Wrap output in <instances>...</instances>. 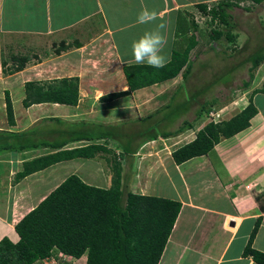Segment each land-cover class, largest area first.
Masks as SVG:
<instances>
[{
  "label": "crops",
  "instance_id": "0c3cea01",
  "mask_svg": "<svg viewBox=\"0 0 264 264\" xmlns=\"http://www.w3.org/2000/svg\"><path fill=\"white\" fill-rule=\"evenodd\" d=\"M222 1L241 3L243 0H0V240L6 237L12 243L18 241L15 224L52 191L50 185L57 186L50 179L52 174L55 180L60 170L54 168L73 161L71 173L84 183L103 189L111 186V172L103 153L92 158L65 160L17 181L15 174L22 170L23 162L57 151L46 146L48 143L33 141L38 133L31 134L30 140L24 138L26 132L39 124L35 119L40 114L33 113L43 108L66 106L67 116L73 118L81 114L80 108L83 113L92 115L91 107L104 104L112 107L109 114L114 119L113 125L161 116L169 104L163 102L161 106L162 97L168 93L169 100L174 97L186 67L173 79L110 101L103 102L101 97L127 91L123 67L138 64L132 56L133 41L163 24L160 31L166 40L165 52L171 59L174 48L183 52L191 41H197L205 9L210 5L215 8ZM143 10L155 12L156 19L147 24L138 23L137 17ZM224 26L229 27V22ZM228 34L223 33L227 38ZM239 38L236 36L234 41L238 42ZM45 43L51 47L55 44L56 49L67 48L58 54L50 51L46 57L40 50H31ZM12 48L24 53L20 57L27 58L17 72H11L9 62L3 58L5 51L15 53ZM195 49L196 45L189 52L188 64ZM260 65L256 73L261 74L264 81V62ZM61 78L78 79L77 105L43 103L23 107L26 82L49 83ZM255 79L254 76L253 81ZM263 81L253 94L245 90L233 100L228 96L220 104L214 101L206 109L200 108L191 121V128L177 134L185 138L191 136L190 142L207 123L227 121L244 109L251 96L255 114L249 126L231 137H221L205 155L177 165L171 154L181 145L170 150L165 144L168 137L143 140L145 142L141 141L137 147L134 144L131 149L127 146V153L123 151L125 146L120 148L116 143L118 147L113 153L120 156L115 162L120 164L122 178L130 192L153 196L150 191H156L160 194L155 197L181 204L158 264H257L251 256L243 255L255 226L251 247L264 254ZM4 91H8L14 108V126L7 124L3 113ZM15 91L20 93L21 101L16 102L20 120L15 108ZM207 112L212 114V119L206 116ZM180 113L184 114V109ZM103 114L100 111L99 118L102 119ZM168 117L155 119L156 127ZM123 137L126 140L129 135ZM66 139L62 150L92 144L104 146L102 142L106 141H73L68 135ZM79 143L83 144L77 145ZM156 183L160 186L153 188L152 184Z\"/></svg>",
  "mask_w": 264,
  "mask_h": 264
},
{
  "label": "trees",
  "instance_id": "16d2710c",
  "mask_svg": "<svg viewBox=\"0 0 264 264\" xmlns=\"http://www.w3.org/2000/svg\"><path fill=\"white\" fill-rule=\"evenodd\" d=\"M250 1L260 3L262 0ZM231 6L228 2H219L217 7L211 9V19H218L221 24L227 25L225 9ZM222 34L220 31L213 33L217 39ZM228 35L229 41L234 40L235 36ZM195 45L196 42L191 41L183 52H173L170 62L161 69L145 64L125 65L123 75L127 91L110 93L101 97V101H110L135 90L173 79L184 67L187 70L182 73V77H185L190 67L188 55ZM61 48L54 52L58 54L67 46ZM10 59L14 62L11 72L20 71L27 62L26 57L12 56ZM248 61L251 66L249 80L243 83L245 87L250 85L253 71L264 62V50L251 54ZM4 65L1 62V66ZM24 90V108L43 103L75 106L79 99L77 78L55 79L44 84L26 82ZM248 101V105L229 120L218 123L211 121L198 130L193 140L172 152L173 161L179 165L205 155L221 137H231L247 128L249 120L255 114L251 96ZM4 105L7 124L14 126L13 106L8 91H4ZM183 123L186 128H191V123ZM183 130L180 127L174 133H157L144 139L167 138ZM139 133L132 137L135 140L140 138ZM111 138L110 132L101 131L95 135L79 129L77 133L70 135L69 140ZM66 140L46 145L57 150L56 152L23 162L22 170L15 174V179L19 181L65 160L92 158L98 153H109L106 147L94 144L62 150L67 144ZM127 150L126 146L123 151L127 153ZM106 163L112 172L111 186L108 189L90 186L74 174L67 176L15 224L14 229L19 237L16 243L6 237L0 240V264H33L49 256L53 249L76 259L85 256V264H158L181 204L160 197L133 194L122 178L120 164H112L109 159H106ZM255 231L256 226L251 231L243 255L251 256L257 264H264V254L251 247Z\"/></svg>",
  "mask_w": 264,
  "mask_h": 264
},
{
  "label": "rangeland",
  "instance_id": "374dc122",
  "mask_svg": "<svg viewBox=\"0 0 264 264\" xmlns=\"http://www.w3.org/2000/svg\"><path fill=\"white\" fill-rule=\"evenodd\" d=\"M229 3L232 4V6L225 9L226 15L228 16L229 27L221 25V22H219L218 19L214 21L211 19L212 16L210 14L211 9H213L211 8L212 5H210L209 9L205 10L203 14L204 19H201V34L197 36L198 42L196 41V49L193 50L194 52L192 51L189 58V72L186 73L185 77L180 78V88L171 100H169L170 93L165 95L164 98L162 97L160 105L163 106V102L169 104L166 106L167 108H164L165 111L163 109L164 112H162L161 116H157L155 118L150 117L145 119L143 122L127 121V123H118L116 121L118 124L113 125L112 123H114V119L109 114L112 110L111 106L107 107L103 106L104 104H99L102 106L91 107L93 109V112H91L92 115L87 114V112L83 113L82 108H80L79 111L81 114L78 113V115H75L73 118H71V116H67V113L65 112V109H67L66 106H54V108H43L36 110L33 113L40 114L39 117L35 119V121L39 124L36 125L33 130H30V132H26L24 138L30 140L31 134L33 135V133H38L37 137L32 138L33 141L39 140L40 143L44 142L52 145L56 142L65 140L67 135L70 137L72 133H77L79 129L90 131L95 135L101 131L110 132V136L112 137L111 140L106 139L105 142H102L106 148L108 147L110 152L104 154L103 157L109 159L113 164L115 163V159L120 156H118L117 153H113V150L118 147L116 143H119L120 148H123L122 146H128L131 149L134 144L136 147L139 146L140 142L145 140L144 137H149L160 132L174 133L180 127L184 128V130H188L183 121L191 123L196 112L200 108L206 109V107L211 106L214 101H217V103L220 104L221 101L226 99L228 96L231 100H233L234 98L239 97V94L241 95L242 92L244 94L245 90L248 91V93H253V91L258 89V86L261 85V81H263L261 80V74L257 76V69L253 71V79L255 76V80L260 81L256 82L252 79L250 85L247 87L243 86V83L249 80V70L251 64L248 61V57L259 50H264V0L260 3H253L250 0H243L241 3L236 1ZM215 31H220L221 33L228 32L232 35L236 34L235 37L237 36L240 38L238 42L237 39L235 41H229V39L222 34V36L217 39L213 35ZM54 47L55 44L51 47L49 44L45 43V46H40L38 48L31 47V50H40L42 52L41 54H44L46 57L50 51L54 52V49L57 48ZM176 49L177 48H174L173 52H181ZM12 51L15 53L10 54L8 51H5L3 54V58L7 59V62L10 64L8 69L13 68L14 66V62L10 59L12 56L15 55L20 57V55L24 54L19 51L16 52V49L14 48H12ZM39 83L44 84L48 83V81L41 80ZM102 91L108 92L109 90ZM100 93L103 92L100 91ZM19 95V91H15V108L17 117L20 120V108L16 103L20 98ZM19 100L21 101V99ZM179 108L180 110L184 109V114L180 113ZM84 109L85 108L83 107V110ZM100 111L104 113L102 119L99 118ZM3 113L5 114V111H3ZM44 114L54 117L47 118V115L45 117L43 116ZM96 115L98 118H95ZM206 116L212 119L208 112L206 113ZM163 117H168V120L163 121V124L156 127L157 122L155 119H161ZM137 132H140L139 135H141V137L135 140L132 136H134ZM122 135H129V137L125 140ZM191 138V136L190 138H185V135L184 137H181V135L168 136V139L165 140V144L171 150L186 143ZM161 143L163 145V141H161ZM82 144L83 143H79L77 145ZM41 150L44 151V148H40V151ZM50 150L53 151L52 149ZM70 166L72 168H70ZM54 169H60L58 171L59 173H56L55 180L53 175L50 174V179L52 184L55 183L58 185L60 184V180L66 178L68 174H72L71 172L74 169V163L72 161L69 162V164H63ZM97 175L95 173V176ZM156 185H159V183L152 184L153 188H155ZM50 188L54 189L55 187L54 185H50ZM149 194L157 196L156 194L160 193L150 191ZM85 259L86 257L83 256L79 264H85Z\"/></svg>",
  "mask_w": 264,
  "mask_h": 264
},
{
  "label": "clouds",
  "instance_id": "9594fccd",
  "mask_svg": "<svg viewBox=\"0 0 264 264\" xmlns=\"http://www.w3.org/2000/svg\"><path fill=\"white\" fill-rule=\"evenodd\" d=\"M157 14L148 10H143L137 17L138 23L147 24L155 20ZM164 25L158 26L157 30L147 31L132 43V56L136 63L145 64L155 69L164 68L170 57L165 52L166 40L160 29ZM213 122V121H212Z\"/></svg>",
  "mask_w": 264,
  "mask_h": 264
},
{
  "label": "built area",
  "instance_id": "2783aa9c",
  "mask_svg": "<svg viewBox=\"0 0 264 264\" xmlns=\"http://www.w3.org/2000/svg\"><path fill=\"white\" fill-rule=\"evenodd\" d=\"M210 115L212 117V114ZM81 258L76 259L58 251L57 249H53L49 256L40 259L33 264H79Z\"/></svg>",
  "mask_w": 264,
  "mask_h": 264
}]
</instances>
